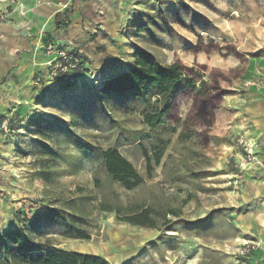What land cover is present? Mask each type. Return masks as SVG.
<instances>
[{
  "label": "rangeland",
  "instance_id": "obj_1",
  "mask_svg": "<svg viewBox=\"0 0 264 264\" xmlns=\"http://www.w3.org/2000/svg\"><path fill=\"white\" fill-rule=\"evenodd\" d=\"M151 19L160 28H146ZM201 36L234 42L264 60V0H0V235L21 229L19 219L87 197L78 205L85 213L78 223L89 239L65 236L44 219L31 229L24 222L27 234L110 264H231L243 224L241 170L251 163L237 146L241 137L231 133L228 111L219 110L211 144L203 148L182 138V128L164 122L150 131L143 124L154 97L146 102L98 94L104 81L135 65L138 50L165 66L176 58L209 69L235 65L217 53L188 52ZM50 43L84 58L87 70L78 80L52 78L42 63ZM43 145L57 153L55 160L43 155ZM110 147L144 178L141 187L127 191L98 170L100 152ZM41 161L48 164L50 184L36 176ZM103 199L124 208L177 209L180 218L168 215L171 222L158 220L156 230L132 227L115 213H102Z\"/></svg>",
  "mask_w": 264,
  "mask_h": 264
},
{
  "label": "trees",
  "instance_id": "obj_2",
  "mask_svg": "<svg viewBox=\"0 0 264 264\" xmlns=\"http://www.w3.org/2000/svg\"><path fill=\"white\" fill-rule=\"evenodd\" d=\"M152 23L160 28L154 19L145 27ZM187 50L195 55L217 53L222 58L231 57L236 63L229 69H209L196 63L190 66L176 58L165 66L156 62L150 52L138 50L135 53V65L127 72L104 81L98 94L102 99L124 96L146 102L149 97H154V104L143 113V124L150 131L157 130L167 122L174 128H182V138H194L199 146L207 148L211 144V131L216 125L217 114L225 98L236 93L237 82L246 74L250 59L258 56L250 51L244 52L234 42L217 40L206 42L202 36ZM206 74L208 77L204 80ZM57 79L60 83L64 82L61 78ZM42 150L43 155H47L50 160L57 158V153L47 145H43ZM145 157L148 160L147 170L150 177V159L147 154ZM99 159L98 170L106 173L125 190L132 191L144 184V178L118 149L110 147L101 151ZM47 165L46 161H41V169L36 176L44 183L50 184L53 179L46 172ZM94 184L97 188L101 187V179L95 176ZM88 201L87 197L65 200L62 202V208L49 207L44 212L36 214L30 221L19 219L23 224L21 229L0 235V264H110L100 256L67 252L48 244L37 243L27 234L28 231L24 227V222L30 225L31 229L40 219L50 220L65 236L89 239V235L78 223V220L84 219L82 215L85 214L79 211L78 205ZM98 209L105 214L115 213L120 221L132 227L149 230L158 229V220L163 219L164 226L169 224L171 221L167 220L168 215L180 218L177 209L163 211L149 206L124 208L104 199L99 202Z\"/></svg>",
  "mask_w": 264,
  "mask_h": 264
},
{
  "label": "crops",
  "instance_id": "obj_3",
  "mask_svg": "<svg viewBox=\"0 0 264 264\" xmlns=\"http://www.w3.org/2000/svg\"><path fill=\"white\" fill-rule=\"evenodd\" d=\"M77 14L74 13L72 16L75 22L79 15ZM49 30L52 31V26ZM76 35L77 27L68 37L74 40ZM83 40L79 42H84ZM45 60L47 62L48 57L44 56L42 63ZM241 80L243 82L240 81L238 93L227 96L221 107V110L229 113L231 133L234 137H243L254 147L255 152V160L245 167L246 169L241 170L244 172L243 180L239 181L240 186L243 184L240 188L244 203L243 224L239 225L241 233L234 240L244 238L258 243L259 248L247 258V261L250 264H264V60L251 59ZM234 162L242 164L239 156ZM237 175L233 174L234 177ZM231 264H238L236 257H232Z\"/></svg>",
  "mask_w": 264,
  "mask_h": 264
},
{
  "label": "built area",
  "instance_id": "obj_4",
  "mask_svg": "<svg viewBox=\"0 0 264 264\" xmlns=\"http://www.w3.org/2000/svg\"><path fill=\"white\" fill-rule=\"evenodd\" d=\"M45 51L48 57L47 66L54 79L61 78L63 81L75 82L81 77L79 75L84 74L87 70L86 61L80 54L57 49L53 43L46 45ZM237 146L245 153L247 163H252L255 160L254 147L244 138H239ZM258 248L259 244L256 242L237 238L232 248V254L236 257L238 264H250L247 258Z\"/></svg>",
  "mask_w": 264,
  "mask_h": 264
},
{
  "label": "bare ground",
  "instance_id": "obj_5",
  "mask_svg": "<svg viewBox=\"0 0 264 264\" xmlns=\"http://www.w3.org/2000/svg\"><path fill=\"white\" fill-rule=\"evenodd\" d=\"M121 247V246H120ZM123 248V247H122ZM121 249V248H120ZM117 250V249H116Z\"/></svg>",
  "mask_w": 264,
  "mask_h": 264
}]
</instances>
